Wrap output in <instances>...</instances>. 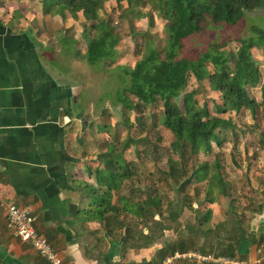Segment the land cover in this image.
Wrapping results in <instances>:
<instances>
[{"label":"trees","instance_id":"16d2710c","mask_svg":"<svg viewBox=\"0 0 264 264\" xmlns=\"http://www.w3.org/2000/svg\"><path fill=\"white\" fill-rule=\"evenodd\" d=\"M104 0H41L42 12L54 15L58 13L61 18L67 11L70 16L77 19L82 16L88 22V34L82 32L84 50L82 59L92 67L103 68L112 72L118 80V87L109 96L112 108L119 107L120 123L128 132L134 129L135 123L141 129L145 128L143 119L150 117V124L167 131L172 139L168 149L177 155V159L167 157L168 170H161L162 179L170 177L172 181L179 183V188L190 183L205 184L206 200L212 202L211 194L226 196L229 185L219 171L217 160L213 163L204 159L191 166V172L185 177L186 162L191 156L200 151L210 153L213 145L221 141L224 129H232L235 123L229 117L217 116L228 111L247 109L254 119L264 118V15L255 14L263 22L262 26L250 23V35L235 37L238 43L234 52L225 49L231 39L209 42L205 48L193 55L184 53V40L198 34L207 23L215 25H234L246 14L264 10V0H145L155 9L162 20L164 40L159 47L154 44V37L141 29L137 32L144 37L142 52L131 65H113L117 58V46L120 35L118 25L110 22L108 13L104 9ZM111 12L114 13L122 2L127 8L129 17L139 15V9H135L144 0H111ZM125 12V11H124ZM108 15V16H107ZM127 15V16H128ZM143 16L147 19V26L153 25V17L147 12ZM86 24V23H85ZM67 39L61 37L64 44ZM252 48H259L263 54L262 72L252 58ZM202 85L209 92H217L220 103L209 102L207 97L198 96L191 86L190 79ZM205 86V87H204ZM246 86L258 87L260 101L256 102L249 97ZM105 96L98 97V103L102 104ZM108 98V97H107ZM262 106V113L258 110ZM133 115L129 119L128 112ZM157 122L154 121L157 116ZM102 107L100 114H106ZM213 114V116H211ZM104 131H110L109 123L100 125ZM145 137V136H144ZM122 138V139H121ZM112 135L105 148L96 153L97 164L94 167V179L101 186L107 197L106 211L115 212L121 218L120 226L126 234H132V222L127 217H134L138 222L148 226L154 213L159 212L160 201L158 195L150 194L149 189L142 199H133V188L128 190V198H123V181L131 179L133 167L123 156V146L127 142H133L129 134L124 137ZM126 143V144H125ZM257 144L259 149H264V127L258 132ZM122 146V149H121ZM249 158H255V152H247ZM179 167L176 168V165ZM264 164V160H263ZM252 193V191H250ZM256 193V196H248L246 207L252 212L262 214L264 212V192ZM116 197L115 202H110V197ZM261 195V196H260ZM111 199V198H110ZM234 205L228 203L227 210L234 211ZM210 217L209 208L203 215L195 216V220L206 222ZM126 219V220H125ZM150 220V221H149ZM233 224L232 235L226 239V243L216 234L215 247L207 242L206 248L215 254L234 256L233 251L238 246L256 243L264 248V228L256 234L252 230L245 235L236 218L230 220ZM161 224V221L159 222ZM147 224V226H146ZM150 224L156 226L155 221ZM152 233L153 225L148 226ZM227 226L225 231L227 232ZM157 230L163 228L157 225ZM212 232L211 229L207 230ZM135 242L140 245L150 241L149 236L137 231ZM152 236V234H151ZM127 237V236H126ZM187 243V242H186ZM185 244L180 240L174 245L181 247ZM170 246V253L174 252ZM223 248V249H222ZM202 252V249H196ZM162 253V252H161ZM163 255V254H162ZM237 257V256H236ZM241 258V257H239ZM264 264V258L261 260Z\"/></svg>","mask_w":264,"mask_h":264},{"label":"crops","instance_id":"0c3cea01","mask_svg":"<svg viewBox=\"0 0 264 264\" xmlns=\"http://www.w3.org/2000/svg\"><path fill=\"white\" fill-rule=\"evenodd\" d=\"M56 17L68 25L51 35ZM74 21L67 11L63 18L44 14L41 0H0V264H47L5 227L9 203L31 208L35 230L64 264H159L170 246L179 252L197 249L192 242L174 245L183 239L163 226L160 233L142 227L151 240L138 245V232L126 234L120 216L106 211L107 197L94 179L97 155L87 151L89 137L82 135L89 122L81 91L58 74L53 49L56 43L66 50L73 42L64 33ZM97 103L98 98L94 112L100 114ZM257 228L263 231L264 223L256 222L253 232ZM258 250L264 251L250 243L233 254L252 260Z\"/></svg>","mask_w":264,"mask_h":264},{"label":"rangeland","instance_id":"374dc122","mask_svg":"<svg viewBox=\"0 0 264 264\" xmlns=\"http://www.w3.org/2000/svg\"><path fill=\"white\" fill-rule=\"evenodd\" d=\"M103 2L105 11L110 15V22L117 24L119 28L118 55L113 65H131L139 57L143 48L142 43L144 42V37L137 33L141 29H147L154 37V44L159 47L162 45L164 40L163 22L159 18L157 11L145 0L143 4H139L135 9H139L141 15L147 12L151 13L153 25L150 27L147 26V19L139 16L140 14L129 17L127 8L130 6L125 2H122L114 13L111 12L113 2L111 0H104ZM255 14L264 15V10L246 14L234 25L212 26V24L207 23L201 32L184 40V53L193 55L203 50L209 42L226 39H231V41L226 45L225 49L234 52L238 43L232 39L250 35V23L259 26L263 25V20L260 17H256ZM58 19L57 17L53 18V20L51 19L49 24L51 25V35H57L58 29H61L60 33H63V28L65 29L68 25V22H57ZM88 25V22L81 17L75 19L69 30L66 29L64 33L72 38L73 42L66 43V45H69L66 50L62 51L56 43L53 45V49L57 51L56 64L59 70L58 74L71 78L75 85H78L79 91H81L80 102L85 104L86 107L84 119L89 122L88 127L83 130L82 134L89 137L86 140L88 141L87 151L92 155H96L98 151L105 148L107 141L113 140L112 135L121 138L129 134L133 140V142H127L128 144L125 143L127 146L122 145L123 156L133 167L131 179L123 181L124 194H122V197L128 198V190L132 188V198L135 200L142 199L145 195L143 191L146 189L151 191L149 192L150 194L156 193L160 201L159 212L153 214L151 221H155L157 224L156 226L150 224V220L149 223L147 221L145 223L148 226L153 225L155 233L161 232L157 230V225L166 227V229L173 228L178 239L182 238L187 243L192 242L193 246L197 249H202V252L212 251L206 248L204 243L210 242L215 247L216 239L214 240L215 236L213 237L212 235L219 234V239L223 242H226L225 240L231 237L233 224H231L230 220L234 217L241 222L240 226L245 235H249L250 231L255 229L256 222L263 224L264 217L262 218V214L244 208L246 207L248 196L252 195L255 197L257 192L259 194L264 192V149H259L257 144L258 132L264 127L263 115L254 119L251 113L243 108L236 112L228 111L218 114L217 116L229 117L235 123V126L232 129H224L221 132L220 143L213 145L210 153L200 151L195 156L188 158L186 162L185 177L190 174L191 166H194L197 160L206 159L211 163H213V160H217L220 165L219 171L222 178L230 186L226 196L211 194L212 202L209 203L206 200L204 182L190 183L183 186V188H179V183L183 177L179 178L177 182L172 181L170 177H165L167 181H164L160 171L168 170L167 157L178 158L172 150L168 149V144L172 137L167 131L160 129L158 124L156 126L151 125V119L148 115L143 119L145 128L141 129L135 123L134 129L129 132L125 130V127L119 122L121 119L120 108H112L109 96H107L110 93L112 94L118 87V80L112 72H108V70L103 68L92 67L82 59L84 40L81 36L83 35L82 32L85 35L88 34ZM45 39L46 37H43V40ZM71 50L73 51L72 55H67L68 53L66 52ZM252 58L262 72L263 54L259 48H252ZM190 81L198 96L207 97L209 102L220 103L217 92H209L207 89H203L202 85L192 78ZM246 89L249 97L256 102L260 101L257 86H246ZM102 95L105 98L101 106L105 107L107 112L101 115L98 112H94V103ZM258 110L262 113V106H258ZM127 112L129 119L133 120L132 113L126 111L125 114ZM155 113L157 116H153L156 117L154 121L157 120L158 111ZM104 122L112 126L110 131H104L99 127ZM246 151L250 153L254 151L255 158H249V154ZM178 167L179 164L176 165V168ZM228 203H232L235 206L234 211L232 209L227 210ZM208 208L210 217L206 222H199V220L194 219L195 216L200 218ZM127 220L132 222L133 231H139L144 227V224L135 220L134 217L128 216ZM160 221L161 224L159 223ZM227 225L226 232L224 229ZM208 229H211L212 232H208ZM257 229L254 232L260 230V228ZM261 249L264 250V248ZM169 254L163 258L169 256Z\"/></svg>","mask_w":264,"mask_h":264},{"label":"built area","instance_id":"2783aa9c","mask_svg":"<svg viewBox=\"0 0 264 264\" xmlns=\"http://www.w3.org/2000/svg\"><path fill=\"white\" fill-rule=\"evenodd\" d=\"M34 216L28 205L9 203L5 208V227L11 235L28 244L47 264H64L59 252L54 250L47 240L33 226ZM257 257L252 260L201 252L188 249L182 252L174 251L163 258L159 264H261L264 251L258 250Z\"/></svg>","mask_w":264,"mask_h":264}]
</instances>
